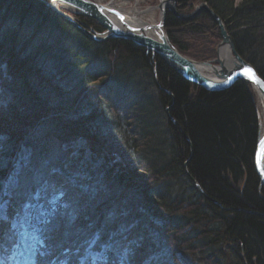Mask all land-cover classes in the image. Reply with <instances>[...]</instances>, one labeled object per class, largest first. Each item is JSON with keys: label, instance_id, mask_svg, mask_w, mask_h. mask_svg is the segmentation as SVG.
Segmentation results:
<instances>
[{"label": "trees", "instance_id": "1", "mask_svg": "<svg viewBox=\"0 0 264 264\" xmlns=\"http://www.w3.org/2000/svg\"><path fill=\"white\" fill-rule=\"evenodd\" d=\"M235 1L177 0V11L205 4L264 81V54L255 43L264 0ZM210 31L218 41L205 14L181 22L166 13L168 41L184 57L212 59L210 50L206 56L195 48L208 45ZM148 58L130 42L93 43L37 0H0V202L14 163L29 156L14 174L9 210L25 201L43 207L40 264L65 250L76 260L88 245L81 239L93 232L101 245L109 232L129 236L128 264H151L159 245L190 264H264V189L254 170L249 86L208 92L157 57L154 78ZM84 157L91 166L102 163L100 189L83 178L73 185L62 179ZM55 192L61 197L51 203ZM67 200L80 210L73 222Z\"/></svg>", "mask_w": 264, "mask_h": 264}, {"label": "water", "instance_id": "2", "mask_svg": "<svg viewBox=\"0 0 264 264\" xmlns=\"http://www.w3.org/2000/svg\"><path fill=\"white\" fill-rule=\"evenodd\" d=\"M42 3L48 10L55 13L58 17L74 27L77 31L82 33L86 38L94 43H102L109 40H120L130 42L135 47L144 49L146 54H151L160 59L169 68H171L177 75H179L184 81L202 88L208 92L222 91L229 87L234 82H243L251 86L258 95V97L264 103V81L257 75L254 69L245 63L236 53L231 38L228 36L223 23L219 17H217L205 4L196 6L190 14L182 15L176 11L177 0H166L160 2L159 6V19L155 25L143 24L141 28H130L124 22L125 19L122 15L116 13L109 8H103L98 4H95L89 0H37ZM57 5L67 8L73 16L83 17L90 19L98 24L103 29L101 34L93 32L91 29L84 25H79L75 18L68 16L59 10ZM170 13L174 18L181 22H191L195 20L201 14L207 15L213 23L218 27L219 35L221 39V45L218 46V50L224 46H229V57L232 53L231 63L233 65L224 74L219 76L217 82L206 79L198 72L199 67L209 66L214 67L208 63H196L185 57L181 56L169 43L167 36L164 32L165 16L166 13ZM109 16H112L118 23H114ZM119 24V26L117 25ZM121 26V27H120ZM154 31V35L157 41L149 38L145 32ZM218 53V51H217ZM228 62V60H226ZM221 60L219 55L217 63L222 68V63L226 62ZM226 64V63H225ZM230 65V64H226ZM215 68V67H214ZM153 76L155 78V67L152 69ZM255 76L257 83L252 76ZM264 105V104H263ZM169 111V108L166 109ZM264 141V131L257 132L255 152H254V170L259 180V190L264 189V150L261 148V142ZM194 186L200 191L198 185L194 182ZM260 196V194H259ZM261 197V196H260Z\"/></svg>", "mask_w": 264, "mask_h": 264}, {"label": "rangeland", "instance_id": "3", "mask_svg": "<svg viewBox=\"0 0 264 264\" xmlns=\"http://www.w3.org/2000/svg\"><path fill=\"white\" fill-rule=\"evenodd\" d=\"M91 1L94 2L95 0H91ZM162 1H166V0H129L126 3L124 9L125 10H127V9L138 10L139 13L141 14L138 19L143 24L151 25L152 23L158 21V19H159V6H160V2H162ZM240 1L241 0H236L235 4H239ZM95 2H97V3L102 2L103 4H110V6L113 8H119L120 7L119 6L120 4H117L116 0H96ZM109 9L112 10V8H109ZM2 11H4V10H2ZM190 12L191 11H189V13ZM65 14H67V13H65ZM67 15L71 16V17L75 18V20H77V16H72V14L71 15L67 14ZM3 18H5V17L3 16ZM262 20L264 21V18ZM213 32L210 31V32L206 33L207 38H209L207 41L208 45H205L203 47H196L195 46L197 52H200V51L203 53L205 52L204 54L206 56L208 55V51L210 50L211 53H209V54H211L213 56V58L208 60V61H199V60H196V59H193V58L187 56L189 60L196 62V63H208L214 67H219L218 63H217V59H218L217 51H218V46L221 45V39H219L218 41L215 40L213 37L215 35L214 34L215 32L214 33ZM218 32H219V30H218ZM256 36H257L256 39H258V38L259 39L257 41H255V40L254 41H255L257 47H259V49L261 50V54L263 55L264 54V30L259 32ZM190 45H191V43H190ZM69 46H70V44H69ZM257 47H256V49H257ZM232 56L233 55L231 53L230 57H232ZM249 88H250V92L252 94V98H253V102H254V106H255L257 131H258V129L261 127V121L263 120V112H262L263 108L261 106L262 100L257 96L256 91L254 89H252L251 86H249ZM166 113H167V111H166ZM28 157L29 156L23 158L22 160L20 159L18 161L19 163L18 162L14 163L16 165L15 167L11 166L12 167L11 174H9L10 176L7 179V181L3 182L4 184L7 183L6 184L7 185L6 191H7V193L9 192L8 195H10L16 187V180L13 178H14V174L16 173V170L18 169L19 164L21 162L22 163L27 162ZM73 157H74V159H77L78 158L77 153L73 152ZM85 162L88 163L87 157L82 158L81 161L78 164H76L78 166L81 165V167L79 168V170H76V172L71 176V178L68 179L66 177L61 176L62 179H65L66 183H68V184L70 183L71 185H73L72 184L73 178H80V179L83 178L84 181H86L87 183H90L91 186L98 187V189H100L99 187H102L101 182H100V176H98V174L96 172L99 171L102 163L101 162L100 163H98V162L93 163L91 166L89 163H88V165H85ZM63 164L65 165L64 167H66V168L69 167V165H70V163L68 161L63 162ZM71 187H73V186H71ZM75 188L78 191V193H80V194L85 193L87 191V189L83 186H81V187L79 186V187H75ZM11 189H12V191L10 192ZM7 193L5 192V194H7ZM58 193L59 192L54 193L56 196L53 198L54 201H52L51 203L56 202L55 200L57 198L61 197ZM71 193L73 194V192L68 191V195L73 196ZM71 196H69V198ZM5 197H6V195H5ZM7 199L9 201V196L7 197ZM66 203H67L66 209H68V214L71 216V220L73 222L74 217L77 220V214L76 213H78L80 210H79V208L76 207L77 205L75 204V201L67 200ZM69 207H73L75 210L73 211ZM26 208H27V206H25V205L21 206L20 211L16 212L15 215H13V217H12L13 220L8 225V227H10L11 229L4 227L3 232L0 233V243L1 244L4 242V240L7 241L8 237L11 235L12 232H13L14 237H15V239H14L15 241H14V245H13V246H15V248L13 250L16 251V247L19 246V244H20L21 253H19L20 255L16 259V262H15L16 264H34L36 254H37V257H42L41 251L38 250L39 249L38 245L40 242L39 238H37L36 234H33L31 232L30 228L27 229L28 227L26 226V224H24L23 219H21V213H23V211H25ZM62 208H63V206H62ZM31 209H32L31 218L33 220L35 219L34 215L43 216L45 213L44 209L41 205H39V206L38 205H34V206L31 205ZM3 211H4V207L2 209V213H3ZM76 222L77 221H75L74 224ZM124 236H126V235H121L120 237H124ZM125 240L127 243L130 244L128 238H126ZM113 247H114L113 245H107V248L103 247L102 253L105 251H111L112 252L111 259L115 260V259H117V257H115V256L118 252H117V250H114L115 248H113ZM121 251H123V253H125L126 250L124 251V248H122ZM163 252L165 253L166 251H161L158 249V255L153 256L151 258L152 264L159 263V258H162V260H164L163 264H170L169 261L167 260V258H164V256H162V255L159 256ZM13 256H14V254H13ZM85 259H90L89 264H95L96 262L98 263V261H100L102 259V254L99 253V254L95 255L91 251V252L86 253V257L84 258V260ZM57 263L64 264L63 261H61V260ZM66 264H68V263H66ZM77 264H81V262L78 261ZM117 264H119V262ZM144 264H147V263H144Z\"/></svg>", "mask_w": 264, "mask_h": 264}, {"label": "bare ground", "instance_id": "4", "mask_svg": "<svg viewBox=\"0 0 264 264\" xmlns=\"http://www.w3.org/2000/svg\"><path fill=\"white\" fill-rule=\"evenodd\" d=\"M89 1H91V0H89ZM129 0H116V3L117 4H120L119 6V8H115L117 11H116V13H118L119 15H122V17L125 19V24L128 26V27H130V28H141L142 26H143V24H142V22L138 19L139 18V16L141 15L140 13H139V11L138 10H130V9H127V10H125L124 8H125V5H126V3L128 2ZM95 4H98L99 6H101V7H103V8H112V7H110V6H108V5H106V4H103L102 2H98V3H95ZM57 7L59 8V10L60 11H62L63 13H67V14H69V15H71V13H70V11L67 9V8H65V7H63V6H60V5H57ZM114 9V8H113ZM73 16V15H72ZM78 19H81V18H79V17H77ZM109 18L116 24V23H118V21H116V19H114L112 16H109ZM63 20V19H62ZM67 23V22H66ZM78 23H80L79 25H83L82 24V22L80 21V22H78ZM157 23V21L156 22H154L153 24H151V25H155ZM118 26H119V24H117ZM121 27V26H120ZM145 34L149 37V38H151L152 40H154V41H157L156 40V37H155V35H154V31H146L145 32ZM144 50V49H143ZM145 51V50H144ZM229 53H230V50H229V46L228 45H226V46H224L223 48H220L219 50H218V55H219V57H220V59L221 60H228V62L226 61L225 63L226 64H230L229 66L228 65H226L224 62L221 64L222 65V68L220 69V68H214V67H209V66H203V67H199V66H197V68H198V72L201 74V75H203L206 79H209L210 81H214V82H217L218 80H219V76L221 75V74H224L225 73V71H227V68H228V70L230 69V68H232L233 67V65H232V63H231V58L229 57ZM148 60H149V63H151V62H154V60L153 59H150V58H148ZM258 96V95H257ZM264 103H262V108H263V120L261 121V129L259 128V131L261 130V132H263L264 131V105H263ZM14 179V178H13ZM7 183H3L2 184V187H3V190H4V192H6L7 193V191H6V187H7V185H6ZM12 191V189L10 190V192ZM9 193V192H8ZM8 193L7 194H5L6 195V197H8ZM31 214L32 213H30L29 215H28V217H31ZM39 216V221L40 220H42V216H40V215H38ZM9 219V218H8ZM33 223L31 224V225H29V226H27L28 228L27 229H29L30 228V230H31V232L33 233V234H36L37 235V238L38 237H40V234L38 233H36V227H37V223H35V221H32ZM7 223H9V222H7ZM31 223V222H30ZM11 229V228H10ZM96 234V232L94 233H90L89 235H91V236H87V237H84V239L82 238L81 240H82V242L84 243V244H92V243H96L98 240L96 239V237H94V236H96L95 235ZM109 236L108 237H106V239H105V245H113L114 247L113 248H115L114 250H117V254L116 255H118L119 254V256H115V257H117V259H118V261H119V264H122V262H124V264H128L127 263V259H126V256L128 255V253H129V246H130V244L129 243H127L126 242V238H128L129 239V242H131V240H130V238H129V236H124V237H116L115 235L113 236H111L110 235V232H109V234H108ZM15 239V237H14V234H13V232L11 233V235L8 237V239H7V241L6 240H4V242L1 244L0 243V259H3V260H5L6 261V264H16L15 262H16V259H17V257L20 255L19 253H21V249H20V244H19V246H17L16 247V251H14L13 249L15 248V246H13L14 245V240ZM96 244H99V243H96ZM101 245V244H100ZM102 246L101 245V248L102 247H106V246ZM122 248H124V251H125V253H123V251H121V249ZM158 249L159 250H161V251H166L165 253L163 252V253H161L159 256H164V258H167V260L169 261V263L170 264H190L189 263V260L186 258V257H184L182 254H177V256L175 257L174 256V252L172 251V250H169L168 251V249L166 248V247H164V246H161V245H159L158 246ZM98 251H100V252H98V254L99 253H101L102 254V250L100 249V250H98ZM13 254H14V256H13ZM41 255L44 257V258H46V255L44 254V252H41ZM62 259H60L61 261H63V263L64 262H66V261H68V263H70V264H75V263H77L78 261L79 262H81V264H89V261H90V259H85L84 260V258L86 257V253H85V251L83 252V254H82V257H81V259H78V260H72L71 258H68V256L67 255H65V254H62L61 256H60ZM75 262V263H74ZM157 262V261H156ZM163 262H164V260H162V258H159V263H157V264H163ZM41 264H44L43 262L41 263ZM95 264H98L97 262L95 263ZM152 264V263H151Z\"/></svg>", "mask_w": 264, "mask_h": 264}, {"label": "snow or ice", "instance_id": "5", "mask_svg": "<svg viewBox=\"0 0 264 264\" xmlns=\"http://www.w3.org/2000/svg\"><path fill=\"white\" fill-rule=\"evenodd\" d=\"M252 78L257 82V83H260L259 80H256L254 74L252 76ZM261 148L262 150H264V141L261 142ZM3 204H0V233L3 232L4 230V222L6 220V217L2 214V209H3ZM0 264H6V261L3 260V259H0ZM122 264H124V262H122Z\"/></svg>", "mask_w": 264, "mask_h": 264}, {"label": "flooded vegetation", "instance_id": "6", "mask_svg": "<svg viewBox=\"0 0 264 264\" xmlns=\"http://www.w3.org/2000/svg\"><path fill=\"white\" fill-rule=\"evenodd\" d=\"M87 20V19H86ZM88 21H91V20H88ZM92 22V24L91 25H93L94 24V22L93 21H91ZM90 29H92V27H90V26H88ZM98 27V26H97ZM97 31V30H96ZM164 32H165V24H164ZM166 33V32H165ZM125 42V41H124ZM148 55H150V54H146V52H145V56H148Z\"/></svg>", "mask_w": 264, "mask_h": 264}]
</instances>
